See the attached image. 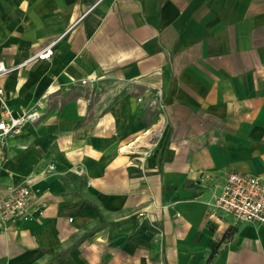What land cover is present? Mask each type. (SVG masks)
I'll use <instances>...</instances> for the list:
<instances>
[{
  "label": "crops",
  "instance_id": "obj_1",
  "mask_svg": "<svg viewBox=\"0 0 264 264\" xmlns=\"http://www.w3.org/2000/svg\"><path fill=\"white\" fill-rule=\"evenodd\" d=\"M0 62L36 117L6 139L0 195L33 196L0 264H264V224L214 206L264 180V0H0Z\"/></svg>",
  "mask_w": 264,
  "mask_h": 264
},
{
  "label": "built area",
  "instance_id": "obj_2",
  "mask_svg": "<svg viewBox=\"0 0 264 264\" xmlns=\"http://www.w3.org/2000/svg\"><path fill=\"white\" fill-rule=\"evenodd\" d=\"M53 54V45L45 47L28 61L48 59ZM16 67H7L0 62V77ZM87 80H83L86 83ZM156 103V101L154 102ZM0 167L6 160L5 145L10 135L19 133L27 121L36 119L34 114L15 116L11 111L3 87L0 86ZM54 165H51L53 168ZM32 191L28 186L14 187L7 195H0V224L30 217ZM214 206L231 215L236 222L264 224V180L250 173L228 174L222 191L215 198Z\"/></svg>",
  "mask_w": 264,
  "mask_h": 264
},
{
  "label": "bare ground",
  "instance_id": "obj_3",
  "mask_svg": "<svg viewBox=\"0 0 264 264\" xmlns=\"http://www.w3.org/2000/svg\"><path fill=\"white\" fill-rule=\"evenodd\" d=\"M153 134H156V132H154ZM140 139H141V138H139V140H138V141H140ZM137 147H138V146H137ZM128 148H129V147H128Z\"/></svg>",
  "mask_w": 264,
  "mask_h": 264
}]
</instances>
